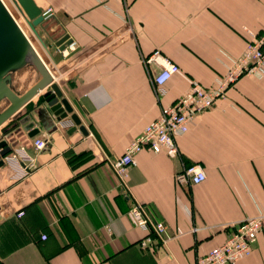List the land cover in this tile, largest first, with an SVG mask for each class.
<instances>
[{"label":"crops","instance_id":"0c3cea01","mask_svg":"<svg viewBox=\"0 0 264 264\" xmlns=\"http://www.w3.org/2000/svg\"><path fill=\"white\" fill-rule=\"evenodd\" d=\"M3 1L86 133L69 117L57 120L44 96L49 87L17 111L31 116L36 135L14 119L0 125L12 152L24 146L35 157L21 178L12 162L0 166V264H193L223 242L229 224L264 213V75L230 84L175 137L177 154L139 152L127 192L110 164L191 82L214 86L243 50L247 29L264 35V0H34L49 16L36 26L42 41ZM65 33L72 42L60 50L55 42ZM153 50L179 68L159 100L152 82L159 67L146 63ZM37 72L28 64L13 71L14 92L25 93ZM43 134L48 146L34 150ZM188 164L205 178L176 185L174 173ZM135 201L166 225L173 238L164 246H138ZM235 264H264V219L250 254Z\"/></svg>","mask_w":264,"mask_h":264},{"label":"built area","instance_id":"2783aa9c","mask_svg":"<svg viewBox=\"0 0 264 264\" xmlns=\"http://www.w3.org/2000/svg\"><path fill=\"white\" fill-rule=\"evenodd\" d=\"M247 41L237 57H229V65L225 72L216 80L212 87H204L193 81L186 92L178 96L171 104L162 106L155 119L144 126L139 135L131 141L124 152L113 159L110 164L114 174L119 178L120 185L127 192L129 171L137 164L136 155L144 148L152 153H164L168 156L177 154L175 137L188 130L192 119L212 107L217 101L225 98V89L243 75H264V35L256 36L251 30L245 31ZM157 63L158 70L152 75L154 95L159 100L166 95V82L179 68L171 59L162 56L158 50H153L146 58V63ZM50 140L46 135L33 139L34 150L45 149ZM4 161L12 162L16 169V177L27 176L35 168V157L24 146L10 151L4 156ZM205 178L202 167L198 164H188L176 171L173 180L176 185H195ZM129 215L137 228L142 232L138 246L146 249L153 246H164L173 238L166 225L151 218L147 206L135 201L129 208ZM264 213L257 212L236 223L228 225L221 244L209 248L204 254L197 256L193 264H235L237 259L250 254L258 233L262 229ZM41 240L47 236L42 234Z\"/></svg>","mask_w":264,"mask_h":264},{"label":"water","instance_id":"95a60500","mask_svg":"<svg viewBox=\"0 0 264 264\" xmlns=\"http://www.w3.org/2000/svg\"><path fill=\"white\" fill-rule=\"evenodd\" d=\"M11 1L28 27L40 38L36 26L46 24L49 16H46L43 9L37 6L34 0ZM47 28L48 25L45 26V29ZM40 40L42 41L41 38ZM71 42L69 35L65 33L55 44L60 50H63ZM27 64H32L35 67L38 71L39 79L25 93L16 94L10 84L12 72ZM46 87H49V90L45 92V100L57 120L60 121L69 117L75 125L79 126V130L86 133L84 126L80 124L79 117L63 97L61 90L52 82V76L42 58L12 13L4 2L0 0V102L6 100L8 103L4 109H0V125L9 118L10 120L14 119L23 125L24 130L28 132V136L36 135L38 129L31 120V116L29 114L21 116L17 111L37 92ZM11 149L7 141L4 138H0V166L3 165L4 156Z\"/></svg>","mask_w":264,"mask_h":264},{"label":"rangeland","instance_id":"374dc122","mask_svg":"<svg viewBox=\"0 0 264 264\" xmlns=\"http://www.w3.org/2000/svg\"><path fill=\"white\" fill-rule=\"evenodd\" d=\"M20 16H21V14H20ZM15 18H16V17H15ZM17 18H18L19 22L21 23L20 17H17ZM21 19H22V22H23V24H24V25L21 24L22 27L25 28L24 26L26 25V28H27L28 25L26 24V22H25V20L23 19L22 16H21ZM28 28H29V27H28ZM29 29H30V28H29ZM30 31L33 33V31H32L31 29H30ZM33 34H34V33H33ZM34 35H35V34H34ZM35 36H36V35H35ZM38 36H39V34H38ZM36 37H37V36H36ZM39 37H40V36H39ZM40 38H41V37H40ZM40 38L37 37L38 40H40ZM40 41H41V40H40ZM28 66L31 67L32 69L35 68L32 64H28ZM36 71H37V70H36ZM37 73H38V72H37ZM35 76H36V73H35ZM38 79H39V74L37 75V80H38ZM37 80H36V81H37Z\"/></svg>","mask_w":264,"mask_h":264},{"label":"bare ground","instance_id":"6f19581e","mask_svg":"<svg viewBox=\"0 0 264 264\" xmlns=\"http://www.w3.org/2000/svg\"><path fill=\"white\" fill-rule=\"evenodd\" d=\"M3 1V0H2ZM4 2V1H3ZM4 4H5V2H4ZM6 5V4H5ZM7 7V6H6ZM8 8V7H7ZM10 11V10H9ZM14 17V16H13ZM20 26V25H19ZM21 27V26H20ZM23 30V29H22ZM25 33V32H24ZM27 36V35H26ZM29 39V38H28ZM30 40V39H29Z\"/></svg>","mask_w":264,"mask_h":264}]
</instances>
